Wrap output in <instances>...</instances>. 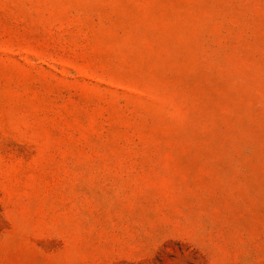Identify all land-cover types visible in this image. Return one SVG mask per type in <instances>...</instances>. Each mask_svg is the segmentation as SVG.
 Instances as JSON below:
<instances>
[{
    "label": "rangeland",
    "instance_id": "374dc122",
    "mask_svg": "<svg viewBox=\"0 0 264 264\" xmlns=\"http://www.w3.org/2000/svg\"><path fill=\"white\" fill-rule=\"evenodd\" d=\"M0 264H264V0H0Z\"/></svg>",
    "mask_w": 264,
    "mask_h": 264
}]
</instances>
